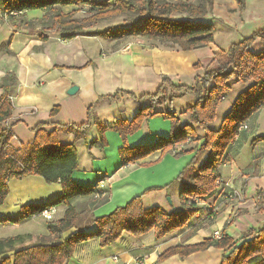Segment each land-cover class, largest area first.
<instances>
[{"label": "crops", "instance_id": "0c3cea01", "mask_svg": "<svg viewBox=\"0 0 264 264\" xmlns=\"http://www.w3.org/2000/svg\"><path fill=\"white\" fill-rule=\"evenodd\" d=\"M7 1L0 0V99L5 95L1 83L12 74L16 79L10 91L14 112L6 123L14 135L10 150L18 151L31 144L35 130L44 125L45 130L59 131L62 145H76L79 169L72 176L76 183L92 188L102 177L106 178L105 188L100 189L103 193L98 190L73 202L81 213L78 223L81 230L94 232L97 226L91 223L93 218L106 216L142 194L145 208L179 211L183 184L174 181L193 160H196V167L202 166L207 153L195 151L178 156L173 148L165 154L159 149L135 163L124 165L120 156L124 141L118 132H106L107 146L104 148L89 146V142L98 138L96 121L112 126L117 120H132L139 111L134 99L126 94L113 103L104 100L98 103L100 98L115 95L120 90L137 97L153 93L161 84L163 73L160 66L174 55L161 49L159 42L142 37L118 42L87 34L72 40L52 35L48 41L42 42L22 23V19H41L46 10L9 13ZM62 10L65 14L79 10L76 17H85L88 7L69 5ZM247 10L246 4L245 13ZM98 25L90 31L105 29H97ZM73 86H77L78 91L70 95L68 92ZM237 97L233 98L232 105ZM56 107L59 112L52 115ZM90 108H93L90 113L92 124L86 138L76 140L74 134L60 131L64 125L80 126L88 122ZM175 112L181 114L184 111ZM181 123L185 125L182 120ZM247 125L248 129L237 137L227 152L229 162L220 167L221 178L230 186L218 188L211 198L200 202V211L186 227L160 240L155 239L153 231L141 237L124 233L118 242L105 248L100 246L99 239H93L79 244L65 264H138L137 259L144 264H156L163 252L177 245L200 244L208 238H219L223 232L241 244L245 234L262 230L264 194L260 197L258 191L264 193V141L252 142L257 136L264 135V108ZM193 126L201 134L195 123ZM212 126L211 129L215 128ZM171 131V121L164 117L151 118L144 122L141 130L127 137V145L130 148L163 145L170 139ZM9 187L10 194L0 206V240L18 236L29 238L1 255L0 264L2 258L48 237L49 224L63 219L67 209L65 205L53 207L52 221L41 213L20 223L12 222L22 216L23 207L56 200L62 194V187L33 175L22 180L11 179ZM234 191L238 196L230 195ZM75 232L73 229L65 237ZM224 254L225 250L211 247L185 259L175 255L157 264H221Z\"/></svg>", "mask_w": 264, "mask_h": 264}, {"label": "trees", "instance_id": "16d2710c", "mask_svg": "<svg viewBox=\"0 0 264 264\" xmlns=\"http://www.w3.org/2000/svg\"><path fill=\"white\" fill-rule=\"evenodd\" d=\"M237 1L242 6V11H245V2ZM6 5L9 13L46 10L41 19H22V23L30 32L38 35L42 42L48 41L52 35H57L62 40H72L87 34L118 42L130 37H142L159 44L178 46L183 51H192L209 46L215 41V27L204 22L214 8V0H8ZM69 5H87L85 17H76L79 10L65 14L62 7ZM118 18L122 20L115 26L103 31H90L103 21ZM258 39L264 41V30L215 54L210 61V65H216L213 68L197 63L195 69H204L205 72L195 77L192 87L175 86L168 76L161 75L162 85L155 95L137 97L120 90L115 95L100 98L98 103L101 100L113 103L120 101L122 95L126 94L134 99L139 111L132 120H117L112 126L96 121L98 138L90 142V147H106V132L115 131L124 141V147L120 150L124 165L135 163L159 149H163L165 154L175 145L186 144L188 139H191L189 150L185 149L177 155L197 151L207 153V159L200 167H196V160H193L174 181L183 184L179 211L168 212L162 207L145 208L142 194L106 216L93 218L91 223L97 226L94 232L79 229L81 213L73 202L78 197L93 195L105 188V185L101 187L99 182L96 187H84L72 179L79 169V154L75 144L62 145L59 131L45 130L42 125L35 130V139L31 144L18 151L10 150L9 144L14 135L6 123L13 117L14 104L10 91L16 79L8 74L1 83L5 95L0 99V206L5 204L10 194L11 179L22 180L33 175L44 178L47 183L60 184L62 194L50 203L23 207L22 216L12 222H23L60 205H65L67 209L63 219L49 224L48 237L40 238L38 244L2 258L1 264H65L73 257L79 244L93 239H99L100 246L105 248L118 242L124 233L141 237L153 231L155 239L160 240L186 227L200 211L199 203L211 198L218 189L220 167L229 162L227 152L230 146L248 129V121L264 108V50L260 53H252L250 50ZM235 82L251 85L237 97L220 129L214 131L211 125L216 121L218 109ZM168 87L172 90L170 107L174 99L183 94L195 95L196 101L186 113L200 127L202 134L193 125H182L181 115L173 109L169 108L165 112L155 110L161 104L157 100L167 97ZM92 110L90 108L88 111V122L80 126L64 125L60 127V131L74 134L76 140L86 138L92 124ZM58 112L59 108L56 107L51 114L56 115ZM155 117L171 121L170 139L163 145L130 148L127 137L141 130L145 121ZM244 126L247 129H243ZM262 141L264 135L257 136L252 144ZM198 143L199 148L197 145L193 146ZM103 179L106 178L102 177L100 181ZM100 193L103 191L100 190ZM263 194V191H258L260 197ZM73 229L76 232L65 237ZM27 238L29 237L18 236L0 240V256L12 251ZM242 240L241 244H237L230 235L223 232L219 238H208L200 244L169 248L158 257L156 264L175 255L185 259L211 247L225 250L221 264H264V228L250 231Z\"/></svg>", "mask_w": 264, "mask_h": 264}, {"label": "rangeland", "instance_id": "374dc122", "mask_svg": "<svg viewBox=\"0 0 264 264\" xmlns=\"http://www.w3.org/2000/svg\"><path fill=\"white\" fill-rule=\"evenodd\" d=\"M97 1H106V0H97ZM245 4H247L248 10L242 11V6L240 7L237 0H214V8L210 14H208L207 18L204 20L205 23L211 24L215 27V41L213 44L199 48L197 50L192 51H183L178 46H169L158 44V46L166 51L174 55V57L166 59L164 65L160 66V70L168 76L175 86H186L192 87L195 84V77L197 75H203L204 69H200V72L195 69L197 63H201L204 65L203 67H207L210 65V61L215 54H219L222 51L227 50V48L233 44L240 42L245 37H250L254 33L258 31L264 30V0H243ZM122 18L108 20L101 22L97 27V29H107L111 26H115L121 22ZM107 27V28H106ZM104 29V30H105ZM115 41V40H114ZM264 49V41L261 39L256 40V42L252 45L251 51L252 53H260V49ZM216 65H210L209 68H213ZM161 77V76H160ZM161 80V78H160ZM162 85V80L161 84ZM251 84H243L240 82H235L232 84V91L229 93L222 104L218 109V118L216 119V123L212 124L213 129L222 125V119L230 112L232 106V100L234 97L239 96L242 92H245ZM159 89V88H158ZM144 95H155L156 92ZM167 97L160 98L157 100L161 103L159 106L155 108L156 111L165 112L169 108L174 111H184L180 115L183 116L181 119L184 124L185 121L190 123L192 122L189 113H186L187 109L190 108L194 101H196V97L193 94H183L181 97L175 98L173 107H170L169 99L172 96V90L168 87ZM143 96V95H142ZM141 97V96H140ZM180 99V100H179ZM148 102H146L147 104ZM182 124V123H181ZM197 125V124H195ZM198 126V125H197ZM199 127V126H198ZM200 129V127L198 128ZM212 129V130H213ZM220 129V128H219ZM202 134V130H199ZM215 131V130H214ZM246 133V132H245ZM248 133V132H247ZM188 141V140H187ZM191 142L186 144H182L183 148L180 152H176L177 154H181L190 147ZM197 145V146H196ZM90 146V142H89ZM199 148L200 143L195 144ZM174 150V149H173ZM79 154V152H78ZM107 180H105V185Z\"/></svg>", "mask_w": 264, "mask_h": 264}, {"label": "built area", "instance_id": "2783aa9c", "mask_svg": "<svg viewBox=\"0 0 264 264\" xmlns=\"http://www.w3.org/2000/svg\"><path fill=\"white\" fill-rule=\"evenodd\" d=\"M243 129H247V127L244 126ZM189 142H191V139H188L187 143H189ZM182 148H183V145H182V144H181V145L178 144V145H175L173 149H174V152H180V151L182 150ZM105 180H106V179H103V180L100 181V186H101V187H104V185H105ZM222 186H225V188H227V187L230 186V183H225V182L223 181V179L221 178V179H219V181L217 182V187H218V188H221ZM233 194L238 196V193H236V191H234V192H233L232 194H230V195H233ZM42 214L44 215V217H45L48 221H52V220H53V215H54V210H53L52 208H49V209L43 211ZM137 261H138V264H144V261H141L140 259H137Z\"/></svg>", "mask_w": 264, "mask_h": 264}, {"label": "water", "instance_id": "95a60500", "mask_svg": "<svg viewBox=\"0 0 264 264\" xmlns=\"http://www.w3.org/2000/svg\"><path fill=\"white\" fill-rule=\"evenodd\" d=\"M77 91H78V87L77 86H73V87H71V89L69 90L68 93L70 95H74ZM169 201H170V199H169Z\"/></svg>", "mask_w": 264, "mask_h": 264}]
</instances>
